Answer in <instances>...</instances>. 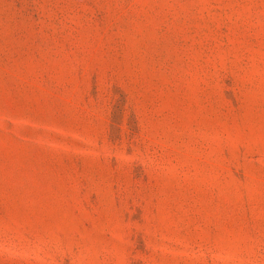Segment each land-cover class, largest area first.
I'll use <instances>...</instances> for the list:
<instances>
[{
	"label": "rangeland",
	"instance_id": "rangeland-1",
	"mask_svg": "<svg viewBox=\"0 0 264 264\" xmlns=\"http://www.w3.org/2000/svg\"><path fill=\"white\" fill-rule=\"evenodd\" d=\"M0 264H264V0H0Z\"/></svg>",
	"mask_w": 264,
	"mask_h": 264
}]
</instances>
